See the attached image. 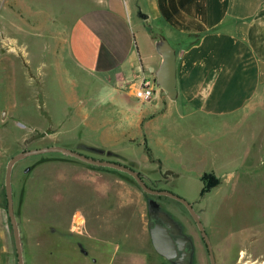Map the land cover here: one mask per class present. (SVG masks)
I'll use <instances>...</instances> for the list:
<instances>
[{
  "label": "rangeland",
  "instance_id": "1",
  "mask_svg": "<svg viewBox=\"0 0 264 264\" xmlns=\"http://www.w3.org/2000/svg\"><path fill=\"white\" fill-rule=\"evenodd\" d=\"M36 1L56 8L57 2L66 5L71 0ZM138 13L135 10L133 16ZM35 17L8 13L0 0V264H17L5 196L8 161L25 150L59 145L75 149L81 144L99 147V157L92 158L126 165L149 188L169 191L191 204L216 264H264V111L241 125L239 118H233L235 122L225 118L205 120L201 126L172 112L171 121L158 119L148 130L145 127L146 137L136 129L126 134L121 128L129 127L123 118L142 107L140 103L128 97L126 107L114 109L117 92H105L97 82L90 84L94 94L84 93L82 81L88 76L72 62L66 46L60 47L67 32L50 30L53 27L44 16H38L42 21ZM136 39L144 53L143 37L139 34ZM55 49L59 56L53 54ZM160 90L156 88L157 99ZM91 98L96 102L99 98L103 108L90 109ZM103 116L110 122L113 116L119 118L120 128L117 122L99 124ZM27 167L30 171L23 173ZM203 173H213L220 185L200 197ZM11 196L26 264L34 263V242L39 236L43 247L37 263L51 264L46 236L71 234L79 216L85 223L81 235L101 232L106 253L120 241L139 246L142 233L149 238V200L167 211L192 239L193 264H210L186 207L173 198L146 193L124 172L57 152L28 156L12 168ZM126 233L136 238H125ZM62 249L69 257L59 264H78L76 251Z\"/></svg>",
  "mask_w": 264,
  "mask_h": 264
},
{
  "label": "crops",
  "instance_id": "2",
  "mask_svg": "<svg viewBox=\"0 0 264 264\" xmlns=\"http://www.w3.org/2000/svg\"><path fill=\"white\" fill-rule=\"evenodd\" d=\"M29 3L3 0L8 13L33 15L35 21L41 20L38 16H44L53 27L50 30L67 32L60 47L66 46L72 62L88 76L82 81L84 93L94 94L90 91L92 82L104 86L105 92H117L114 109L119 105L126 107L128 97L134 98V87L143 80H155L163 63L160 53L163 40L172 46L176 56L175 98H169L160 87L159 99L153 96L142 103L134 98L142 107L131 109L132 113L123 118L129 127L121 128L126 134H133L132 129H136L146 137L145 127L148 130L158 119L171 121L172 112L183 118L180 120L188 118L193 126H201L205 120L225 118L233 121L239 118L241 125L254 119L258 111H264V102L260 101L264 96V0H71L66 5L57 2L56 8L36 0ZM135 10L146 18L133 16ZM139 34L146 45L144 53L136 41ZM53 54L59 56L58 49ZM96 101L91 98L90 109L103 108L100 99ZM182 110L186 114H181ZM103 118H99V124L109 126L117 122L120 128L119 118L113 116L112 122ZM89 144L93 143L89 140ZM149 149L153 157L150 146ZM70 150L88 157H99L101 153L99 147L83 144ZM70 232L63 235L52 232L46 236L50 241L46 253L51 264L69 257L63 246L77 252L78 264H164L166 261L152 245L148 246L150 238L144 233L139 246L134 241H120V245L106 253L105 239L98 230L83 235ZM125 235L128 239L136 238L130 233ZM40 238L36 237L34 242L33 264H38L43 247Z\"/></svg>",
  "mask_w": 264,
  "mask_h": 264
},
{
  "label": "water",
  "instance_id": "3",
  "mask_svg": "<svg viewBox=\"0 0 264 264\" xmlns=\"http://www.w3.org/2000/svg\"><path fill=\"white\" fill-rule=\"evenodd\" d=\"M138 17L146 18V16L142 13H138ZM160 53L163 58V63L156 72L155 80L157 86L160 87L164 92H166L169 98L173 99L175 98L176 95L175 52L174 49L171 47V45L166 40H163ZM49 152L62 153L66 156H70L72 158H75L90 165L112 168L124 172L130 175L146 193L150 195H164L182 203L186 207L190 215L192 216L203 238V241L208 251L210 264H216L214 253L212 251L207 234L205 233L203 226L200 222V219L195 213L191 204H189L186 200L182 199L181 197L169 191L149 188L143 182L139 174L127 166L107 160L94 159L92 157H88L86 155H83L81 153H78L76 151L70 150L62 146H51V147H43L32 150H25L13 156L7 163L6 171H5V196H6L8 218L13 231L17 264H23V257L21 251L19 229L14 215L13 201L11 196L12 168L15 163H17L18 161H20L25 157L39 155L43 153H49ZM29 171L30 168L27 167L23 170V173H28ZM147 217H148V223H147L148 234L154 251L159 256H161L166 261H168L170 264H193V253H194L193 242L192 239L183 232L181 225L177 221H175L167 211L161 209L158 206V204L153 200L148 201Z\"/></svg>",
  "mask_w": 264,
  "mask_h": 264
},
{
  "label": "built area",
  "instance_id": "4",
  "mask_svg": "<svg viewBox=\"0 0 264 264\" xmlns=\"http://www.w3.org/2000/svg\"><path fill=\"white\" fill-rule=\"evenodd\" d=\"M156 88H158V86L155 80L145 79L137 87H134L133 96L139 102H148L153 98ZM84 230V218L79 216V219L72 223L71 231L73 233L81 234Z\"/></svg>",
  "mask_w": 264,
  "mask_h": 264
},
{
  "label": "trees",
  "instance_id": "5",
  "mask_svg": "<svg viewBox=\"0 0 264 264\" xmlns=\"http://www.w3.org/2000/svg\"><path fill=\"white\" fill-rule=\"evenodd\" d=\"M200 181L202 182V189L200 191V197L204 196L211 189L217 187L220 184L219 179H217L213 174H203L200 176Z\"/></svg>",
  "mask_w": 264,
  "mask_h": 264
}]
</instances>
